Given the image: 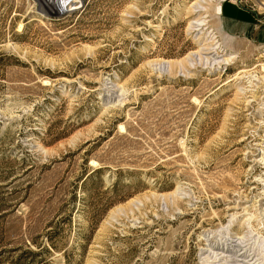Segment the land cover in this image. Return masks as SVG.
Masks as SVG:
<instances>
[{"label":"rangeland","instance_id":"374dc122","mask_svg":"<svg viewBox=\"0 0 264 264\" xmlns=\"http://www.w3.org/2000/svg\"><path fill=\"white\" fill-rule=\"evenodd\" d=\"M225 2L264 23L0 0V264H264V39Z\"/></svg>","mask_w":264,"mask_h":264},{"label":"crops","instance_id":"0c3cea01","mask_svg":"<svg viewBox=\"0 0 264 264\" xmlns=\"http://www.w3.org/2000/svg\"><path fill=\"white\" fill-rule=\"evenodd\" d=\"M220 19L227 34L242 38H263L264 23L254 12L247 11L228 2L221 4Z\"/></svg>","mask_w":264,"mask_h":264},{"label":"trees","instance_id":"16d2710c","mask_svg":"<svg viewBox=\"0 0 264 264\" xmlns=\"http://www.w3.org/2000/svg\"><path fill=\"white\" fill-rule=\"evenodd\" d=\"M28 254H31V256H32V255H33V256L36 255V253H33V252L30 251V250H28ZM21 259H22V258L18 259V261L16 260L13 264H20V263H21V262H20Z\"/></svg>","mask_w":264,"mask_h":264},{"label":"bare ground","instance_id":"6f19581e","mask_svg":"<svg viewBox=\"0 0 264 264\" xmlns=\"http://www.w3.org/2000/svg\"><path fill=\"white\" fill-rule=\"evenodd\" d=\"M220 12H221V11H220V5H219V6L216 7V13H217V14H220ZM60 13H62V12H60Z\"/></svg>","mask_w":264,"mask_h":264}]
</instances>
